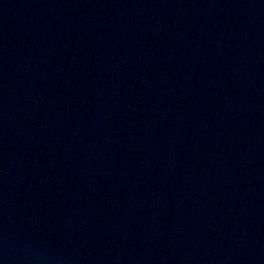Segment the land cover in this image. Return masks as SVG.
Wrapping results in <instances>:
<instances>
[{
  "label": "water",
  "instance_id": "95a60500",
  "mask_svg": "<svg viewBox=\"0 0 264 264\" xmlns=\"http://www.w3.org/2000/svg\"><path fill=\"white\" fill-rule=\"evenodd\" d=\"M0 264H264V0H0Z\"/></svg>",
  "mask_w": 264,
  "mask_h": 264
}]
</instances>
